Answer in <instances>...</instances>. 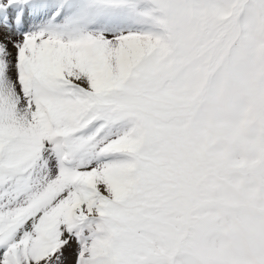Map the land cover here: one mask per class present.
<instances>
[{
	"label": "snow or ice",
	"instance_id": "obj_1",
	"mask_svg": "<svg viewBox=\"0 0 264 264\" xmlns=\"http://www.w3.org/2000/svg\"><path fill=\"white\" fill-rule=\"evenodd\" d=\"M0 264H264V0H0Z\"/></svg>",
	"mask_w": 264,
	"mask_h": 264
}]
</instances>
